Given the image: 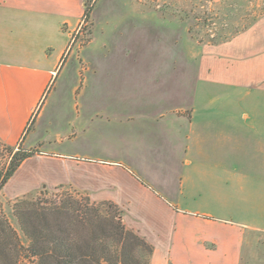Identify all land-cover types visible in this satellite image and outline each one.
<instances>
[{
  "label": "crops",
  "instance_id": "1",
  "mask_svg": "<svg viewBox=\"0 0 264 264\" xmlns=\"http://www.w3.org/2000/svg\"><path fill=\"white\" fill-rule=\"evenodd\" d=\"M84 12V0H0V142L36 151L0 205L70 186L118 206L151 264H249L264 234V16L197 52L124 56L127 115L79 120L63 106L95 102L96 80L59 81L85 68L69 51Z\"/></svg>",
  "mask_w": 264,
  "mask_h": 264
},
{
  "label": "rangeland",
  "instance_id": "2",
  "mask_svg": "<svg viewBox=\"0 0 264 264\" xmlns=\"http://www.w3.org/2000/svg\"><path fill=\"white\" fill-rule=\"evenodd\" d=\"M86 2L93 6L90 17L86 22L82 19L83 26L72 36L69 50L71 59L81 56L85 68L68 66L59 81L69 87H81L88 81L92 87V81L96 80L94 86L98 85L99 89L88 90V100L93 98L95 102L82 103L79 111L74 108V102L63 106L65 112L70 107L69 116L79 120H115L120 112L127 115L128 94L124 82L133 62L125 60L124 56L164 51L197 52L198 46L227 41L264 16V0H84ZM118 55L120 58H116ZM61 122L54 120L53 133L62 128L65 121ZM49 136L52 135L45 138ZM9 162L8 153L0 150V166L6 169ZM69 194L75 198L78 194V200H91L88 194L70 186L41 188L27 195H37L50 202L61 201ZM14 201H2L0 216H6L20 231L13 213ZM248 247L249 264H264V234L251 235Z\"/></svg>",
  "mask_w": 264,
  "mask_h": 264
},
{
  "label": "trees",
  "instance_id": "3",
  "mask_svg": "<svg viewBox=\"0 0 264 264\" xmlns=\"http://www.w3.org/2000/svg\"><path fill=\"white\" fill-rule=\"evenodd\" d=\"M92 7L85 3L84 22ZM0 150L10 156L8 167L0 166L1 191L36 151L1 142ZM77 197L48 202L25 195L15 200L20 231L0 216V264H151L153 246L124 225L118 206Z\"/></svg>",
  "mask_w": 264,
  "mask_h": 264
}]
</instances>
